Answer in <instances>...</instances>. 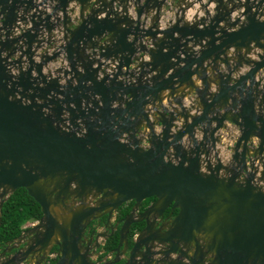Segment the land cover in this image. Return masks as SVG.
I'll list each match as a JSON object with an SVG mask.
<instances>
[{
  "label": "water",
  "instance_id": "95a60500",
  "mask_svg": "<svg viewBox=\"0 0 264 264\" xmlns=\"http://www.w3.org/2000/svg\"><path fill=\"white\" fill-rule=\"evenodd\" d=\"M17 189L41 217L0 264H91L128 202L122 241L177 215L125 264H264V0H0V227Z\"/></svg>",
  "mask_w": 264,
  "mask_h": 264
},
{
  "label": "flooded vegetation",
  "instance_id": "af4514ba",
  "mask_svg": "<svg viewBox=\"0 0 264 264\" xmlns=\"http://www.w3.org/2000/svg\"><path fill=\"white\" fill-rule=\"evenodd\" d=\"M155 201L156 200L154 198H151L139 204L138 208L134 210V220L138 221L142 213H144V211L148 207L153 205ZM92 203H94V201ZM134 204V202H128L119 207L111 215L108 223L107 216H103L99 219H96L95 221H91L90 224L87 225L85 232L77 245L79 255H83V258L87 261V263L112 264V262L116 258V253L114 251L117 249L118 245L121 244V247L117 252L119 262H116L115 264H125L126 260L128 259L130 250L134 247L138 236L143 233L147 225V220L149 224H152V229H154V231L152 232L153 235L149 237L155 239L156 237H159L163 234L164 229L167 227L170 220L175 218V216L177 215V210L171 211L170 206L167 208V210L164 211L161 218H154L153 216L149 215L147 217V220L143 219L142 221L132 223L129 229L123 233L125 239L122 241L120 231L122 228V223L124 221L123 219L134 209ZM38 221L39 220H34L27 223V225L23 227V231L21 233L29 230ZM156 231H160L161 233H156ZM14 239L15 238L11 240L14 241ZM8 241L1 242L0 245H3V243H6ZM14 244L15 242L12 243V245ZM141 245L142 244H140V246ZM151 246L152 241L147 242L145 245H142L140 251H136V254L140 255L144 253L145 247H148L149 252H151L153 250ZM57 253V248L55 246L52 247L51 250L47 253L46 258H44V262L41 264H56L58 257ZM40 262H42L41 256H33L32 258H30L28 264H39Z\"/></svg>",
  "mask_w": 264,
  "mask_h": 264
},
{
  "label": "trees",
  "instance_id": "16d2710c",
  "mask_svg": "<svg viewBox=\"0 0 264 264\" xmlns=\"http://www.w3.org/2000/svg\"><path fill=\"white\" fill-rule=\"evenodd\" d=\"M40 217L39 206L24 189H17L2 207L0 243L16 238L27 223Z\"/></svg>",
  "mask_w": 264,
  "mask_h": 264
},
{
  "label": "rangeland",
  "instance_id": "374dc122",
  "mask_svg": "<svg viewBox=\"0 0 264 264\" xmlns=\"http://www.w3.org/2000/svg\"><path fill=\"white\" fill-rule=\"evenodd\" d=\"M211 8H212V7H211ZM210 12H211V11H210ZM211 14H212V13H211ZM220 134L222 135V132H221ZM229 135H230V137H229V139H230L231 137H233L234 134L232 133V131H230V132H229ZM223 136L225 137V135H223ZM222 141H224V140H222ZM225 142H226V141H225ZM225 142H224V143H225ZM231 142H232V141H231ZM231 142H229V143H231ZM222 144H223V142H222ZM220 151L222 152V154H224V153H225V147H224V146H221V147H220Z\"/></svg>",
  "mask_w": 264,
  "mask_h": 264
},
{
  "label": "crops",
  "instance_id": "0c3cea01",
  "mask_svg": "<svg viewBox=\"0 0 264 264\" xmlns=\"http://www.w3.org/2000/svg\"><path fill=\"white\" fill-rule=\"evenodd\" d=\"M188 98H190V99H191V97H188ZM185 101H186V100H185ZM164 103H165V102H164ZM185 103H186V104H188V102H187V101H186ZM185 103H184V104H185ZM221 142H225V141H222V140H221ZM221 144H222V143H221Z\"/></svg>",
  "mask_w": 264,
  "mask_h": 264
}]
</instances>
